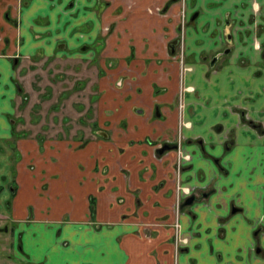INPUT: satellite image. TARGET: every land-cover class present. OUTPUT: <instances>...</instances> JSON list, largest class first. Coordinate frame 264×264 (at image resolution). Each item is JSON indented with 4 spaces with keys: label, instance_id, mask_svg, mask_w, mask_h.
Listing matches in <instances>:
<instances>
[{
    "label": "crops",
    "instance_id": "obj_1",
    "mask_svg": "<svg viewBox=\"0 0 264 264\" xmlns=\"http://www.w3.org/2000/svg\"><path fill=\"white\" fill-rule=\"evenodd\" d=\"M229 1L245 8V3L252 0H221L214 3L220 7L208 11L197 0H0V179H5L0 181L1 200L7 202V211L15 219H37L29 223V228L23 226L17 232L26 239L35 258L50 249V256L60 264H264V144L239 131L237 135L242 139L226 151L224 139L209 140L216 137V123L236 118L228 109L232 104L228 101L230 89L245 88L229 82V62L225 74L208 78L213 82L209 85L205 72L216 70V66L203 67L204 60L196 57L199 60L188 64L192 70L183 73L189 86L185 96L179 97L182 87L178 51L177 47L170 50L178 38L182 9H188L189 14L198 10L186 31L188 50L193 28L196 40L201 42L200 34L207 36L204 25H242L244 12L236 13L240 16L235 15L231 22L230 15L223 12ZM250 7L255 28L253 65L259 67V72L250 78L252 102L258 107L253 111L261 115L264 1L253 0ZM9 11L18 18L15 24L6 17ZM120 28L124 37H119ZM217 36L219 45L224 36ZM59 40L68 46L58 47ZM78 44L81 49L75 50ZM87 50L91 52L86 54ZM40 53L66 61L76 54L77 68L94 76L90 97L97 98L95 106L91 110V104L82 101L79 111V121L89 126L84 134L81 129L69 135H54L52 131L43 135L22 125L24 117L18 107L22 96L29 94L31 82L22 87L13 71L18 68L16 73L23 76L26 68L36 67ZM115 72L120 73L113 76ZM120 74L124 75L122 84ZM192 80L202 93L200 99L209 98L211 103L203 100L202 105L195 104L199 96L190 91ZM44 86L46 93L52 91L50 86ZM180 99L187 108L179 109ZM32 103L34 109L36 103ZM259 120L263 122L264 117ZM35 121L33 117L29 123ZM64 122L65 118L51 117L43 121V128ZM200 139L204 153L225 154L223 158L232 159L237 174L212 181L207 203L199 206L197 216L178 213L180 235L189 228L193 232L186 248L178 244L181 246L176 249L170 225L181 194L176 182L210 184L214 168L202 154L197 142ZM2 140L8 143L4 145ZM164 141L176 142L177 146L158 152L157 147ZM183 154H190V158ZM24 182L29 183V188ZM23 193L31 194L26 209L19 202ZM144 223L148 226L144 227ZM206 227L211 228V234ZM59 234L73 242L67 251L63 246L69 244L67 239L64 244L63 238L61 243L55 240Z\"/></svg>",
    "mask_w": 264,
    "mask_h": 264
},
{
    "label": "rangeland",
    "instance_id": "obj_2",
    "mask_svg": "<svg viewBox=\"0 0 264 264\" xmlns=\"http://www.w3.org/2000/svg\"><path fill=\"white\" fill-rule=\"evenodd\" d=\"M220 1L221 0H197V3L199 2V6H203L204 10L208 11V10H211V8L220 7V6H214V5H217L214 3H217ZM195 3L196 2H194V4ZM248 3H245V8H243L244 5L233 6V4H235V3H232L229 1L227 3L228 8L226 6H224V9H223V12L225 11V12H227L228 15H230V20H229L230 22H231L232 18H234V16L236 15V13L238 14L240 12H242V13L244 12L243 18L245 19V21H243V23H241L242 25L231 24L232 26L223 27V28H221V27H210V26L206 27L204 25L202 27V29L205 30L204 33H206L204 35H207L208 37H211V38H207V36L204 38L203 33H201L200 34L201 36H199V37H201L200 38L201 42L196 40L197 33L195 32V30L193 28L191 31V36H190L191 39L193 38V40L190 42V50H188L189 47H187V45L185 44L186 35H187L186 31H185L186 26H184V28L183 27L178 28V30H179L178 35H180L181 41L184 40L183 41L184 44H181V47L177 48L178 53H180V54H178L179 58L177 59V60H179V63H180L179 64V70H180L179 75L180 76H178V77H179V82H180L181 87H182V89H180V91H179V97L181 95L185 96V93H186L185 88L189 86L188 85L189 81L186 79L184 80L183 73H185L189 70H192V68H188V70L185 71L184 67L190 66V65H188L189 63H194V61L199 60V59H195V57L197 56V54L195 52L197 51V53L199 54L200 52H202L203 49L206 50L205 54H207L208 57L216 49L220 50L219 51V53H220L219 54V57H220L219 60H217L214 64H212V66H214V65L216 66V70H212V71L208 70L207 72H205L206 74L204 75V77H206L205 78L206 83H208L209 85L213 83L212 81L208 80L209 77H211V78L214 76L220 77V76H222V73L225 74V71H226L225 66H226V63L229 62L230 64L228 67L230 70H228V72H226L227 76L229 77V82L234 83L236 85L237 84H239V85L243 84V86L245 88V90L239 89V87L230 89L228 101L231 102L232 104L228 107V109L231 110L230 114L234 115L236 118L233 119V121L226 122L227 120H222V122L216 123V128H214L215 131L213 130V132H216V134H215L216 137L209 139V140H213L212 142H218V141L224 139L225 141H227L225 143H227V145H229V148L234 147L237 140L242 139V136L239 137L237 135L238 131L241 133H245V135L247 136L248 139L260 141L261 144H264V120H263V122H262V120L261 121L259 120L260 118L264 117V105H261L263 107V111H262V113H260L261 115H257L256 112L253 111V109L255 107L254 103L252 102L254 91H253L252 81L250 78H251V75H253L255 72H257V73L259 72V67H258L257 63H255V64H257V66L254 67L253 61L255 59L252 57V52H253V49H252L253 48L252 29H255V28L252 27V15H251V7L250 6H252L253 0L248 2ZM192 4H193V2H189V5H192ZM19 5H20V3L18 4V8H19ZM205 5H208V6H205ZM10 11L6 17L10 21H12V23L15 24L16 20L18 21V18L12 17L10 15ZM12 11H13V8H12ZM180 16L182 19V11H181ZM188 16H189V11H187V17ZM236 16H240V15H236ZM58 18H59V16H58ZM186 19H188V18H186ZM194 21H195V19L192 21H187V24L194 23ZM247 21H249V24H247ZM234 22L238 23L239 21L234 20ZM185 25H186V23H185ZM90 26H91V23L88 26H86V29H88V27H90ZM123 26H125V25H123ZM188 26H187V30H188ZM127 27H128V25H127ZM129 27L132 31L134 30L133 32H135V29L132 27V25H129ZM106 30L110 31L111 33L113 32V30L111 28L108 29V27L106 28ZM220 30H221V32H220ZM53 31H55V30H53ZM119 33H120L119 37H124L122 34V31H121V28H120ZM49 34H51V32ZM218 34L221 35L220 38L221 37L223 38V36H224L222 42L220 43L221 45L220 44L218 45L216 42V38L218 37L217 36ZM112 36H113V34H112ZM127 38H129V37H127ZM1 39H2V36L0 33V41H1ZM147 39H150V37L147 36ZM211 39H212V41H210ZM225 39H228V41L226 42ZM208 41H210V42L208 43ZM80 44H82V43H80ZM80 44L75 46L76 47L75 50L81 49ZM56 45L58 47L60 46V47L64 48V47L68 46V43L63 41V40H59L58 44H56ZM86 45L91 46L90 43H86ZM260 46H261V53H263L264 52V43L262 42ZM186 47H187V49H186ZM183 51L187 52V53L190 51H193L192 53H194V54H193V56L191 55L192 58H189V59L182 58V56L185 55V53L183 54ZM90 52H91V50L85 51L86 54H88ZM42 54L43 53H40L39 57L36 58V61H37L35 63L36 67H31V70L26 68L25 74L23 76H19L18 73H16L18 70L17 66H16L17 70L14 69V71H13V75H14V77H16V80L18 78L20 79V83H21L22 87L24 84L29 85V83L31 82V84L29 86V88H31V90L29 91V94L22 96V99H23L22 104H21V106L18 107L20 115H22L24 117V122H21L22 125L24 127H29V128L31 127L30 128L31 132H35L37 130H38V132H43L42 133L43 135L50 134L51 131L53 132L54 135H56L58 132L66 133V135H69V133H76L77 130H81V129H82L81 133L84 134V132H87L89 130V126L84 125L79 121V120H81V119H79V116H81V113H79V111H80V106H81L82 101L85 104L87 103V105L90 103L91 104V110H93V106H95V102H96L97 98L93 99L90 97V94H92V92H93V90H90V89L91 88L94 89V87H92V84H94V83H91V80L94 76L91 77L89 75V73L88 74L82 73L81 67L77 68L76 54H73V57H70L71 59H68V61L60 60V58H57L55 55H53L55 57L50 58V57H44V54L43 55ZM135 54H136V51L133 50V55H135ZM231 55L234 56V58L231 57ZM22 59H24V58L22 57ZM127 60H129V59H127ZM186 61H188L187 64H185ZM28 62H29V60L27 61V63ZM232 62H235V64ZM207 64H208V61H203L202 66L205 67ZM237 64L238 65L243 64V66H238ZM209 65H211V64H209ZM260 65L262 67L261 71H263L264 70V67H263L264 58H261ZM28 67H30V66H28ZM221 70H223V71L220 72ZM229 71H230V73H229ZM119 73L120 72H115L112 74H113V76H116ZM90 74H91V72H90ZM215 74H217V75H215ZM90 77H91V79H90ZM120 77L123 78L124 75L120 74ZM84 78H87V79H84ZM123 82H124V78L122 81H120L119 84H122ZM218 82H220V79H218ZM190 83L192 84V86L190 85L192 87V89L190 91L193 92L195 95L199 96V99L194 101L195 104H197V102H200V104L202 105L203 100H205V103H209V102L211 103V100L209 98H207V99L203 98L201 100L200 99V96H202L201 91H198L196 89L195 82L193 80ZM45 84L52 88L51 92L46 93L45 89L43 90V88H45V86H44ZM95 93L99 94V92H97V90L95 91ZM232 94H234V96H232ZM242 98L244 99V102H241ZM34 101H35L36 105H34V109H32V104H33L32 102H34ZM184 103H185V101H183V104ZM52 104H53V107H51ZM185 106L187 108V104ZM185 106H184V108H185ZM255 108L258 109V107H255ZM81 112H82V118H84L83 109H81ZM190 112H192V108H190ZM242 113H244V115H242ZM93 115L95 118L97 117V114L94 112H93ZM32 116L34 117V119L36 121L29 123V121L33 118ZM241 116H243V118ZM51 117L53 118V120L56 117L60 118V119L65 118L67 122H64L63 124L52 123V125L50 124V126H49V124H47V126L43 128V125H44L43 121H49V118H51ZM38 119H41V121H39ZM90 120L92 121V119H90ZM96 126H98V125H96ZM60 127H63V128L60 129ZM218 127H220V129ZM201 129L203 131V129H204L203 126H201ZM247 130H250V132H248ZM78 134H79V132H78ZM239 135H240V133H239ZM237 137H238V139H237ZM2 141H3L4 145H6V143H8L7 140H2ZM218 149H219V147H218ZM219 150L221 152V149H219ZM219 150L217 151V153H220ZM201 151H202L203 156L205 157V160L208 159L209 162L211 163V165L214 166V168L211 169V173H212V175H210L211 181H210V184H207L204 186H202V185L199 186V185H194V184H191V185L187 184L186 185V184H179L180 182L179 183L176 182V190L179 193H181V194H179L180 195L179 200H181V198L184 197L188 192L192 193L194 195V199L190 203L185 204L183 206H179V200L176 201V208L178 210H177V213L175 215V218L170 223L171 228L173 227V232H174L173 233L174 234L173 235V237H174L173 243H174V248H176V249L179 248V246H181L178 244H183L182 246L185 245L184 247L186 248V246L190 242V237L192 236V232H193L192 229L189 228V229H187L185 234L183 233L180 235L179 229L181 227V224L178 220V213L189 212L188 214H190L191 217L194 216L193 214L198 215L199 206H201V205L204 206L207 203L205 199L210 194L209 189L212 187V185H211L212 181L215 182L216 179L218 180L221 178L222 179L223 178L230 179L229 177L232 178L234 175L237 174L235 171L236 166H234L235 163L232 161V159L227 160V159L223 158L225 154L224 155H221V154L216 155L215 153L211 154L207 151H206V153H204L205 150H201ZM215 158H219V160L221 162H219L218 160H217V162H215L214 161ZM53 159H55V157ZM232 170H234V171H232ZM200 173H202V172H200ZM227 174H229V175H227ZM1 180L3 181L5 179L2 178V179H0V181ZM24 181H27V178ZM24 184H25V187L29 188L28 182H24ZM28 191L29 190H27V192ZM203 192H208V193L206 195H204ZM1 195H3V192H2V184L0 182V264H60L61 263L60 261H59L60 262L59 263L57 260H54L53 256H50V254H51V251H49L50 249L46 250L45 253L43 252V254H41V257L39 256L40 258L39 257L35 258L33 250H30V248H28L26 239L24 240L22 238V236L17 234V232H18V229L22 228L23 226H25L26 228H29V223H34L37 221V219L33 218V216H30V217H27L24 219H15L7 211V207H6V206H8L7 202H4L3 200H1L2 199ZM20 197H21V199L19 200V202L22 205V208L26 209L27 206L25 205V203L27 202L28 199L31 198V194L23 193V194H21ZM59 220H61V219H59ZM58 223H60V222L58 221ZM150 223L151 222H149V224ZM145 224L146 223H144L143 226L147 227L148 225H145ZM25 227H23V228H25ZM149 227H151V226H149ZM199 227H203V226L200 225ZM217 228L220 229L221 227L218 226ZM205 230H206V232L211 234V228L210 227H206ZM209 230H210V232H209ZM221 230H222V228H221ZM52 234H54V232ZM220 234L222 235V232ZM208 237L210 238V235ZM60 238H63V239H61L62 244H64V242L67 239V242L69 244L63 245L65 251H67V249L73 243V242H71L72 240L64 234L63 235L59 234L57 236V238H55V240H57V242L59 243ZM75 238H77L76 235H74L73 239L75 240ZM65 261H68V260L65 259ZM66 263H68V262H66Z\"/></svg>",
    "mask_w": 264,
    "mask_h": 264
},
{
    "label": "flooded vegetation",
    "instance_id": "obj_3",
    "mask_svg": "<svg viewBox=\"0 0 264 264\" xmlns=\"http://www.w3.org/2000/svg\"><path fill=\"white\" fill-rule=\"evenodd\" d=\"M187 11H188V9L186 10V11H184V10H182V19H180V21H179V23H178V28L179 27H183L184 28V26H186L185 27V31H187V26H188V24H187V21H192V20H194L196 17H197V15H198V10H194L193 12H191L190 14H189V16L187 17ZM186 18H188V19H186ZM185 23H186V25H185ZM179 31V30H178ZM183 37V36H182ZM184 39V38H183ZM183 41L184 40H182L181 41V37H180V35H178V38H177V40H176V42H174L173 44H171L170 45V50L173 52V50H174V47H177V48H180L181 47V44H184L183 43ZM228 41V39H226V42ZM83 45V44H82ZM81 45V46H82ZM183 47V46H182ZM182 51V50H181ZM219 49H216L209 57H208V55L207 54H205L206 53V50H202V52H200L199 54L197 53V51L195 52L196 54H197V56L196 57H199L200 59H202V60H204V61H208V64H211V61H213L212 62V64H214L217 60H219ZM193 51H190V52H184L183 51V54L185 53V55H183L182 56V58H187V59H189V58H192L191 57V55L193 56V54L194 53H192ZM178 54H180V53H178ZM179 56V55H178ZM195 57V58H196ZM214 59V60H213ZM184 68H187V66H185ZM188 68H190V66L188 67ZM187 68V69H188ZM192 89V88H191ZM183 105H182V101H181V99L178 101V107H179V109H183L184 108V106L182 107ZM156 112H158V109H156ZM242 115H244V113H242ZM242 118H243V116H241ZM250 123V122H249ZM218 126V125H217ZM214 128H216V125L214 126ZM219 129H220V127H218ZM197 142L199 143V145H200V148H201V150H205L204 149V146H203V144H202V139H200V140H197ZM224 142H227V141H224ZM164 143H167L170 147L169 148H167V149H164V150H168V149H170L172 146H174V147H176L177 146V143L175 142V143H171V142H168V141H164V142H162L158 147H157V149L159 148V147H161ZM224 144V147H223V150H228L229 149V145H227V143H223ZM182 157H185V158H190V154H183L182 155ZM217 160L219 161V162H221L220 160H219V158H215L214 159V161L215 162H217ZM209 191L211 192L212 191V188H210L209 189ZM189 193V192H188ZM186 194L185 195V197L183 198V200L181 201V205H180V203H179V206H182V205H185L186 203H185V200L189 197V196H192L193 197V199H194V195L192 194V193H189V194ZM208 192H203V194L204 195H206ZM192 199V200H193ZM191 200V201H192ZM190 203V202H189ZM188 204V203H187ZM235 207L236 206H233L232 207V210H234L235 209Z\"/></svg>",
    "mask_w": 264,
    "mask_h": 264
},
{
    "label": "water",
    "instance_id": "obj_4",
    "mask_svg": "<svg viewBox=\"0 0 264 264\" xmlns=\"http://www.w3.org/2000/svg\"><path fill=\"white\" fill-rule=\"evenodd\" d=\"M214 60V59H213ZM212 62L213 61H211V64H212ZM170 146L167 144V143H164L161 147H159L158 149H157V151L158 152H162L164 149H167V148H169ZM193 199V197L192 196H189L186 200H185V202H187V203H189V202H191V200Z\"/></svg>",
    "mask_w": 264,
    "mask_h": 264
},
{
    "label": "trees",
    "instance_id": "obj_5",
    "mask_svg": "<svg viewBox=\"0 0 264 264\" xmlns=\"http://www.w3.org/2000/svg\"><path fill=\"white\" fill-rule=\"evenodd\" d=\"M92 207H93V205H92V203H91L90 208L92 209Z\"/></svg>",
    "mask_w": 264,
    "mask_h": 264
}]
</instances>
